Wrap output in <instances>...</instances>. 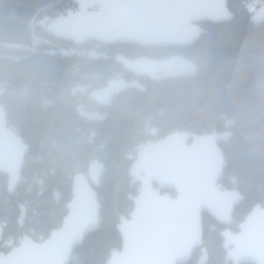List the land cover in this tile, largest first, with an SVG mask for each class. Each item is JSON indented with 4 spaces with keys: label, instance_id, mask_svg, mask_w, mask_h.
Returning a JSON list of instances; mask_svg holds the SVG:
<instances>
[{
    "label": "trees",
    "instance_id": "obj_1",
    "mask_svg": "<svg viewBox=\"0 0 264 264\" xmlns=\"http://www.w3.org/2000/svg\"><path fill=\"white\" fill-rule=\"evenodd\" d=\"M247 1H227L229 21L200 22V38L189 47L117 44L93 58L62 52L55 44L63 40L38 23L72 13L70 0H0V87L6 89L0 103L7 125L29 146L12 193L0 173V251L25 236L41 241L59 227L72 177L94 171L97 182L89 181L101 203L99 227L68 264H104L121 246L115 226L128 219L129 196L138 190L128 178L137 149L183 130L230 132L220 144L223 185L246 195L242 207L264 201V21L253 20ZM32 34L40 37L36 44ZM172 56L192 62L195 72L151 78L124 65ZM112 79L133 84L108 103L90 97ZM219 257L210 250L207 264Z\"/></svg>",
    "mask_w": 264,
    "mask_h": 264
},
{
    "label": "water",
    "instance_id": "obj_2",
    "mask_svg": "<svg viewBox=\"0 0 264 264\" xmlns=\"http://www.w3.org/2000/svg\"><path fill=\"white\" fill-rule=\"evenodd\" d=\"M70 1L75 11L48 20L46 28L75 44L97 40L109 46L185 48L200 38V22L218 23L233 17L228 0ZM252 18L264 21V0ZM4 92L5 88L0 87V96ZM229 136L228 131L198 135L183 130L137 149L128 178L130 185L138 184V191L129 196L132 209L128 219L115 226L121 246L109 254L104 264L185 263L201 246L203 211L229 224L234 205L242 197L237 190L217 186L226 165L218 142ZM28 149L22 137L7 125L5 107L0 104V173L7 177L8 193L19 184ZM89 179L97 182L94 171L72 177L71 198L59 227L41 241L25 236L7 252L0 251V264H68L74 248L100 223L101 203ZM252 225L264 231V207L255 205L240 228L246 231ZM261 248L253 247L250 253L259 259L239 257L235 249H227L224 264L229 260L233 264H264Z\"/></svg>",
    "mask_w": 264,
    "mask_h": 264
},
{
    "label": "flooded vegetation",
    "instance_id": "obj_3",
    "mask_svg": "<svg viewBox=\"0 0 264 264\" xmlns=\"http://www.w3.org/2000/svg\"><path fill=\"white\" fill-rule=\"evenodd\" d=\"M260 1L261 3L263 2V0ZM4 93L2 95H4ZM226 141H221V142H226ZM221 142H218L219 146ZM188 143H190V141ZM223 179H224V174L222 175L221 180L217 183V186L220 189L237 190L239 193L238 195L242 196L241 199L234 205L231 217H229V221H230L229 224L220 223L217 220H215L206 211H203L202 213L203 236H202L201 246L193 251L191 258L187 262L178 263V264H188L190 261H192L194 264H207L208 254L210 253V250L211 251L218 250V252H220V257L219 260H217L218 261L217 264L225 263L227 249H235V252L239 257L247 256L248 258L259 259L256 256L251 255L250 253L252 252L253 247L262 246V248L259 250V254L261 255V257L264 255V231L262 232V230L260 229L257 231V229H255V225L248 227L246 231H243L242 228H240L241 223L252 211L253 207L255 205H259L260 208H263L264 201L255 202L253 204L248 205L247 207H242L246 200L245 197L246 195L237 188V185H234L233 187H225L223 185ZM161 192L164 193L167 192V190H161ZM169 192L171 195H175L174 191L169 190ZM223 232H226L225 236L221 234ZM228 242H231V244H229ZM226 264H233V261L229 260ZM239 264H256V263L249 261V262H241Z\"/></svg>",
    "mask_w": 264,
    "mask_h": 264
},
{
    "label": "rangeland",
    "instance_id": "obj_4",
    "mask_svg": "<svg viewBox=\"0 0 264 264\" xmlns=\"http://www.w3.org/2000/svg\"><path fill=\"white\" fill-rule=\"evenodd\" d=\"M260 3V0H248L246 5L249 11L254 13ZM50 19V17H45L42 20L38 21V23L45 29L46 23ZM124 65L127 68L133 70L135 73H145L151 78H162L180 74H193L195 72L194 64L181 56H172L163 60L136 58L134 60H124ZM132 84L133 83L125 82L123 79H112L107 82L104 88L92 91L90 93V97H92L99 103H108L114 93L128 86H131ZM80 112L86 115L88 118H93L96 116V113L85 112L82 109H80Z\"/></svg>",
    "mask_w": 264,
    "mask_h": 264
},
{
    "label": "built area",
    "instance_id": "obj_5",
    "mask_svg": "<svg viewBox=\"0 0 264 264\" xmlns=\"http://www.w3.org/2000/svg\"><path fill=\"white\" fill-rule=\"evenodd\" d=\"M32 38L35 40V44L37 40L40 39V37L35 34H32ZM55 45L64 53H87L93 58L104 57L108 52V45L97 40H90L84 44H75L63 40L61 43Z\"/></svg>",
    "mask_w": 264,
    "mask_h": 264
}]
</instances>
